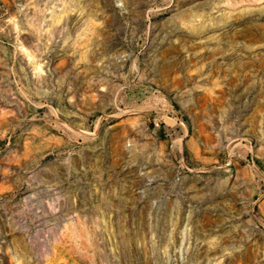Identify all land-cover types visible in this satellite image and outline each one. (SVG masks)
Listing matches in <instances>:
<instances>
[{"label":"rangeland","instance_id":"374dc122","mask_svg":"<svg viewBox=\"0 0 264 264\" xmlns=\"http://www.w3.org/2000/svg\"><path fill=\"white\" fill-rule=\"evenodd\" d=\"M0 264H264V0H0Z\"/></svg>","mask_w":264,"mask_h":264}]
</instances>
